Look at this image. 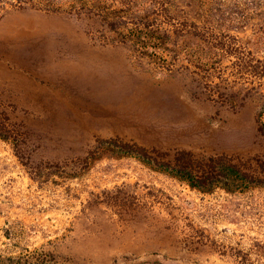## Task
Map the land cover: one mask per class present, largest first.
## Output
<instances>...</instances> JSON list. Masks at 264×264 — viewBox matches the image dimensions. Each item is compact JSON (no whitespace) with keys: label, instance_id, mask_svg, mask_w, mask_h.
I'll return each mask as SVG.
<instances>
[{"label":"rangeland","instance_id":"374dc122","mask_svg":"<svg viewBox=\"0 0 264 264\" xmlns=\"http://www.w3.org/2000/svg\"><path fill=\"white\" fill-rule=\"evenodd\" d=\"M0 264H264V0H0Z\"/></svg>","mask_w":264,"mask_h":264},{"label":"trees","instance_id":"16d2710c","mask_svg":"<svg viewBox=\"0 0 264 264\" xmlns=\"http://www.w3.org/2000/svg\"><path fill=\"white\" fill-rule=\"evenodd\" d=\"M142 157L144 158V161H146V162H148L150 160L149 158H145V156H142ZM230 170H231L230 174H234V177L237 178L238 174H237L236 170H233V169H230ZM170 172H171V174L178 176L181 180L187 181L188 184L192 187H196L199 189L204 188L197 180H195V178L192 176V174H190L188 172L186 173V171L170 169ZM224 184H226V183H224Z\"/></svg>","mask_w":264,"mask_h":264}]
</instances>
